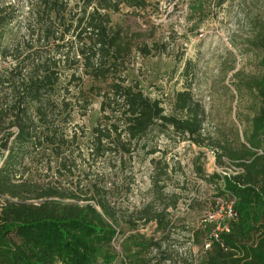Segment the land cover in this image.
I'll return each instance as SVG.
<instances>
[{
  "label": "trees",
  "instance_id": "obj_1",
  "mask_svg": "<svg viewBox=\"0 0 264 264\" xmlns=\"http://www.w3.org/2000/svg\"><path fill=\"white\" fill-rule=\"evenodd\" d=\"M151 6L149 0H34L27 40L17 36L23 14L0 9V62L14 59L9 75L17 74L19 85L14 131L0 144V197L7 198L0 207V264H114L112 243L122 222L133 231L141 222L155 223L165 232L160 240L139 232L128 236L122 245L126 264L173 259L161 252L173 226L169 208L179 202L160 186L168 165L157 170L160 161L152 160L153 191L162 205L154 200L129 211L118 203L123 192H132L135 158L157 153L147 142L153 131L197 139L204 130V109L190 87L172 95L167 113L168 99H152L130 75L135 52L149 58L158 45L115 24L112 15L128 9L137 16ZM260 88L263 108L247 144L228 153L241 172L208 178L223 182L220 194L234 201L237 220H226L230 231L218 241L210 237L213 224L195 233L197 240L208 235L212 245L198 264H264V78ZM94 103L99 117L92 126L77 125L69 133L76 116L90 120ZM34 162L57 178L79 173L83 180L65 185L28 178ZM109 170L112 178H122L121 186L106 179ZM152 252L159 254L147 259Z\"/></svg>",
  "mask_w": 264,
  "mask_h": 264
},
{
  "label": "rangeland",
  "instance_id": "obj_2",
  "mask_svg": "<svg viewBox=\"0 0 264 264\" xmlns=\"http://www.w3.org/2000/svg\"><path fill=\"white\" fill-rule=\"evenodd\" d=\"M32 1L0 0V9L14 8L23 14L17 31L19 39H29L25 28ZM149 2L152 6L137 16L128 9L112 15L115 24L141 33L150 45L153 42L158 45V52L149 58L135 52L130 75L140 81L142 90L152 99L162 96L168 99L164 102L167 113L171 111L167 101L172 100V95L190 87L195 100L204 109V130L197 139L162 133L158 129L153 131L147 142L149 149L154 147L157 153L141 152L135 158L132 192L128 195L123 192L118 203L124 210L135 211L154 200L162 201L153 191L155 165L152 160L160 161L157 170L168 165V176L160 177V186L164 187L170 200L177 196L179 202L176 208H169L173 226L169 237L164 238L161 252L168 253L173 259L164 264H186L193 260L198 264L204 260L203 249L209 243V236L197 240L195 233L206 225L227 220L221 208L226 210L232 201L230 197L221 196L222 181L210 182L208 178L214 174L222 177L237 174L238 167L228 153L240 152L241 145L247 144L253 119L263 108L259 92L264 78V0H225L223 4L220 0ZM15 63L11 58L0 62V144L6 134L14 131L11 128L12 113L17 112L13 108L19 99L16 92L19 85L14 80L17 74L10 76L9 73ZM187 68L188 76L185 74ZM98 112L99 104L94 103L90 120L76 116L69 126V133L77 125L91 127L99 117ZM36 163L29 166V177H25L40 181L60 180L65 185L83 180L79 173L69 179L57 178L51 172L39 170ZM199 170L203 171L204 178ZM107 172L109 177L106 179L121 186L122 178H112L111 171ZM6 200V197H0V207ZM119 229L120 234L112 243L117 255L114 264H126L122 245L128 236L139 232L146 239L160 240L165 235L155 223L144 226L141 222L137 231H133L122 222ZM193 237L195 241H192ZM154 253L147 254L146 258L159 254Z\"/></svg>",
  "mask_w": 264,
  "mask_h": 264
},
{
  "label": "built area",
  "instance_id": "obj_3",
  "mask_svg": "<svg viewBox=\"0 0 264 264\" xmlns=\"http://www.w3.org/2000/svg\"><path fill=\"white\" fill-rule=\"evenodd\" d=\"M238 169V168H237ZM241 172L240 169H238L239 173ZM235 175V174H234ZM233 200L230 201V203L227 204L226 210L224 207L221 208V212H225V217L227 218V220H232L235 221L237 220V213L233 210L232 206H233ZM214 222V221H212ZM215 223V230L212 232V234L210 235V237L214 238V240L218 241L219 240V235L221 233H228L230 231L229 225H227L226 219L223 221H220L219 224ZM212 245L211 242L207 243L204 245V249H203V253L206 254L210 249H211Z\"/></svg>",
  "mask_w": 264,
  "mask_h": 264
}]
</instances>
